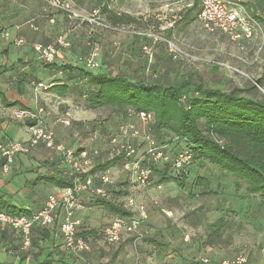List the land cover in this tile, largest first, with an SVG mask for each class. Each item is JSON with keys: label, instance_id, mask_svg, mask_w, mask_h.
I'll return each mask as SVG.
<instances>
[{"label": "rangeland", "instance_id": "374dc122", "mask_svg": "<svg viewBox=\"0 0 264 264\" xmlns=\"http://www.w3.org/2000/svg\"><path fill=\"white\" fill-rule=\"evenodd\" d=\"M67 1L74 4L72 0ZM85 2L81 8L73 6L84 14H90L92 11L89 7L95 3V0ZM105 2L108 3L110 10L128 13L135 18V22L129 25L130 29L151 31L161 37L162 41L153 45L152 56L149 58L141 52L140 39L119 33L97 31L93 36L95 46L99 50L98 62L101 69H105L107 64H137L147 67V72L150 73L151 69L147 65L151 63L155 64V69L160 67L159 74L163 69L166 71L168 69L170 76L175 72L190 75L195 80L199 76L208 85L221 89L231 86L243 87L246 81L258 77L264 79V48L258 60L253 62L250 54L243 53L228 35L205 31L197 19L196 0L194 2L196 6L192 8L188 21L182 14L181 1L178 5H170L169 0H105ZM244 5L251 8L247 0L244 1ZM253 6L257 7L258 11H252V14L258 18L262 16L259 22L264 33V0H258L257 5ZM99 9L100 6L95 8V10ZM256 12H259L260 16H257ZM59 22L55 37L59 34L67 35L70 46L61 49V55L55 60L60 64H78L80 67H85L84 57L87 53L85 42L88 32L83 26L66 19H60ZM167 41L180 49L182 53L179 59L171 58L166 46ZM131 46H134L133 51L130 50ZM213 65L216 68H213ZM110 70L113 73L117 71L114 68ZM77 97L78 100L73 105L60 103L59 109L56 107L55 112L46 105L48 107L46 110L52 113L47 116L49 118L53 116L51 120L49 119V123L53 126L50 127L58 142L74 148H98L104 152L108 136L115 132L118 124L130 120L140 132V137L134 141L137 157L144 155L146 148L144 136L146 134L152 136L146 123L137 117H129L125 120L121 114L107 107L89 110L85 96L77 93ZM65 112H71V115L67 116L72 122L70 127L55 122L57 117L66 116ZM73 117L79 118L81 127H76L77 124L74 123L79 121H74ZM45 123L49 125L48 119ZM74 127L78 135L73 131ZM27 137V133H24L19 139L25 140ZM154 141L159 146L155 139ZM171 154V152L167 153V158L159 162L157 171L151 175L150 182L146 186H138L133 182L130 173L121 163L106 170L111 180L106 187L108 198L115 203H121L125 208L127 196H132L137 205L144 207L145 217L141 220L139 235L130 237V241H120L112 245L102 241L95 242L92 251L101 252V254L97 253L98 264H108L107 260L115 261L116 255L123 251L128 255L127 260L131 264H195L201 255L207 254L213 258L218 252L207 249L205 240L209 231L208 223L219 217L227 218L233 223L231 229H224L222 235L228 242L223 244L224 249L219 253L226 258L243 255L246 257L243 264H264V199L258 195L245 196L244 184L235 191V178L207 162L194 161L188 166L187 171L185 170L187 187L184 189L179 188L174 182L159 184L160 171L166 165L163 162L170 160ZM53 156L56 158L55 154L43 145L33 148L29 153L21 156L25 160L24 163L17 164L9 174L0 179L4 184H7L12 177L13 180L16 177L21 181L28 178L27 183L32 182L35 178L33 174H45L50 167L61 163L56 158V164L51 165L46 158ZM198 176L208 181L209 189L214 190L216 195H199L203 189L194 184ZM20 180L17 181L21 182ZM125 182L127 186L124 189L128 194L118 196L117 191ZM39 184L40 186L36 185L30 190L29 186L20 183V187L24 189L21 200L33 204L34 207H36L35 203L44 201L49 192L44 191L45 185ZM26 193L31 194L28 201H25L23 195ZM96 209H99L96 214H100V210H103L102 214L105 211L98 207ZM104 216L107 219L103 224H106L113 215L108 212ZM157 242L166 246H159ZM125 247L128 249L125 250ZM1 249L2 245L0 252ZM12 250L13 253L9 256L16 261L15 258L19 253H14L13 248Z\"/></svg>", "mask_w": 264, "mask_h": 264}, {"label": "trees", "instance_id": "16d2710c", "mask_svg": "<svg viewBox=\"0 0 264 264\" xmlns=\"http://www.w3.org/2000/svg\"><path fill=\"white\" fill-rule=\"evenodd\" d=\"M72 1L77 8L83 7L86 3V0ZM46 6L51 11L50 13L58 12L66 20L74 22L67 19L62 12L47 4ZM99 6V16L115 30L101 27L91 28L87 24H80L88 32L85 42L87 53L84 60L91 47L95 46L93 33L97 31L119 33L140 39L142 41L140 49L143 54H145L142 50L143 46H151L153 50V45L162 41L153 42L148 36L130 32L132 29L129 25L135 22V18L128 13L110 10L105 0H95L89 9L93 11ZM122 29L126 31H121ZM133 31L147 30L134 28ZM130 50L133 51L134 46H131ZM171 58H173L172 55ZM154 65L151 63L147 65L151 69L150 73L147 72V67L137 64H107L105 69H101L99 64L94 71L85 65V67H80L64 64L59 66V69L67 73L76 72L73 76L78 81L75 90L79 95L85 96L89 109L111 108L121 114L125 120L131 117L129 114L131 112L133 114L146 112L151 115V122L146 124L150 134L152 137L155 134L156 143L163 147L166 155L172 153V158L163 162L166 165L160 171L159 184L174 182L179 188L184 189L187 187L185 170L188 166L194 161L207 162L235 178V191H238L244 184L245 196L258 195L264 199V79L258 77L252 81H246L243 87L231 86L221 89L208 85L199 76L196 77L197 80L190 75L177 72L170 76L168 69L167 71L163 69L159 74L160 67L155 69ZM112 68L117 71L113 73L110 70ZM213 68L216 66L213 65ZM55 89L60 90V94L63 95L68 92L66 84L57 85ZM36 121L37 119L30 118L25 120V124L33 125ZM182 150L191 154V161L183 168L175 169L173 158ZM55 156L60 162L63 161L60 155L55 154ZM56 158L53 156L47 161L54 165ZM119 163L123 165L121 156L107 159L105 150L104 152L99 150L98 156L94 158L93 167L89 170V174L94 177V184H99L97 177L100 174L106 173V170ZM158 164L159 162L151 166L152 174L157 171ZM67 177H63L59 168L54 165L51 173L37 175L27 186L34 188L39 183H46L63 188L71 184L70 176ZM194 184L203 189L199 195H216L214 190L209 189L206 179L198 176ZM126 186L127 182L117 191L118 196L128 194L124 189ZM13 200L10 193L1 192L0 209L17 216L29 215L36 211L21 208ZM95 203L112 215L132 214L121 203H115L114 200L108 198V195L107 197L97 195ZM2 227L4 226H0ZM34 227L44 230L57 226ZM232 227L233 223L230 220L219 217L208 223L209 236L218 239L224 229ZM79 234L85 237L83 233ZM37 243L38 241L32 238L31 231L30 247L26 250L20 248L21 260L25 259L30 253V248ZM157 243L159 246H166L164 243ZM64 251L67 252L65 249ZM38 264H52V262L46 260Z\"/></svg>", "mask_w": 264, "mask_h": 264}, {"label": "built area", "instance_id": "2783aa9c", "mask_svg": "<svg viewBox=\"0 0 264 264\" xmlns=\"http://www.w3.org/2000/svg\"><path fill=\"white\" fill-rule=\"evenodd\" d=\"M52 8L62 12L67 19L76 22L78 25L87 24L89 27H101L109 30L115 28L108 25L99 16L98 10H93L90 14H84L77 10L67 0H42ZM198 11L197 19L205 31L214 33L219 32L228 35L236 42L239 49L250 54L252 61L258 60L264 48V33L259 20L252 14L251 10L244 5L245 0H197ZM182 6L187 9L194 8L195 0H181ZM32 30L38 27L34 22H29ZM91 30V29H90ZM121 31H126L122 29ZM152 38L153 42L161 40L151 31H133ZM8 38V34L4 33ZM17 45L24 43L23 38L15 40ZM32 50L44 63H52L59 55L60 50L70 46L67 35L59 34L52 43L43 44L31 42ZM173 59L181 56V51L175 44L167 41L166 44ZM146 56L151 58L152 47L145 45L142 47ZM99 50L97 46H92L84 60L85 66L90 70L98 68ZM33 88L39 91H46L48 84L43 82L33 83ZM40 111H43L40 109ZM131 118L137 117L144 123L151 121V115L146 112L137 114L129 113ZM33 125L28 126L29 138L26 141L2 140L0 141V171L2 174H9L11 166L18 155L29 153L38 145H43L54 154L60 155L65 163L71 184L51 192L40 209L29 215H12L0 209V226H4L20 237V248L26 250L31 245V231L34 226L58 227L60 231L63 247L67 252L75 255L89 253L92 251L91 242L80 235L77 231L78 222L75 219V211L81 207L77 195L85 191L107 197L106 185L111 182L106 173L97 177L98 185L94 184V177L89 174L93 167L94 158L98 156V148H79L73 149L65 146L55 139L54 132L48 128L41 118L37 117ZM63 123L70 125V120L65 119ZM140 137L139 129L132 121L122 122L117 125L114 133L108 136L105 158L112 159L121 156L123 158V168L130 173V179L138 186H146L150 182L152 175L151 166L167 158L162 146H157L154 139L149 134L144 136L146 148L142 157H137L134 141ZM191 161V154L182 150L173 158L175 169L183 168ZM125 208L132 214L127 216L114 215L110 221L104 225L100 231V238L106 244H116L125 237L139 235V228L142 218L145 217L144 207L137 205L132 196H127ZM246 257L238 255L233 258H223L213 261L208 255H201L195 264H243Z\"/></svg>", "mask_w": 264, "mask_h": 264}, {"label": "crops", "instance_id": "0c3cea01", "mask_svg": "<svg viewBox=\"0 0 264 264\" xmlns=\"http://www.w3.org/2000/svg\"><path fill=\"white\" fill-rule=\"evenodd\" d=\"M169 1L170 5H178L181 0ZM247 1L250 3L251 12L255 10L258 11L257 7L253 6L254 4L257 5L258 0ZM196 2L197 15L198 1L196 0ZM182 9V14L188 21L191 17L192 9H187L184 7ZM47 11L50 10H48V7L42 0H0V141L7 139L20 140L19 138H21L24 133H27L28 137L27 139L20 141L28 140V125L25 124V120L30 118L38 119L37 117H39L46 125L45 122L47 119L49 123V119L53 118V116L50 118L47 116L52 114L46 110L47 106L52 108L53 110H51L55 112L56 107L59 109L60 103L66 102L68 105H73L78 100L77 92L75 90L78 81L76 78H73L76 72L74 71L67 73L63 70H60L59 66L64 64H60L56 60H54L52 63H44L38 58L37 54L30 46L31 42L37 41L43 44H48L51 43L54 38H56L55 33L58 32L57 27L60 24L59 20L65 18L58 12L49 15V12ZM188 11H190V13H188ZM256 15L260 16L259 12H256ZM256 18L258 19V17ZM260 18H262V16H260ZM260 18L258 19L259 21ZM30 21L35 23V25L38 27L37 30H32L30 28ZM4 33L8 34V38L4 36ZM17 38H23L24 43L17 45L15 43ZM60 55L61 54L59 53L58 57ZM69 65L78 66V64ZM36 82L48 84V90H35L33 88V83ZM61 84H66L68 86V92L64 95L60 94V90L55 89V86ZM40 109L43 111H40ZM65 113L66 116L64 115L62 118L57 117L55 122H59L66 127H70L72 122L67 116H70L71 112ZM65 119L70 120V125L63 123V120ZM72 119H74V121H79L74 123L77 124L76 127H81L82 124L79 118L73 117ZM50 126L52 125L49 123L47 127L52 130ZM74 129L75 127L73 128V131L78 135V131ZM38 147L39 146L35 148ZM67 147H71L75 150L79 149L72 146ZM18 156L20 157L15 158L10 171H12L13 168L17 166V164L24 163L25 160L21 157L23 155ZM50 158L51 157L46 158V160H50ZM57 167L59 168L63 177H69V175H67V167L63 161H61L60 164H57ZM52 169L53 166L50 167L45 172V174L51 173ZM33 175L36 177L38 174ZM2 176H4V174H2L0 171V177ZM27 179L21 181L20 179L14 177L13 180L12 177L7 184H4V182H2L0 179V193L3 191L10 193V195H12V200L14 199L13 202L21 208L37 210L43 204L42 200L35 203L36 207H34V205L29 202H24L21 200L22 191L24 189L23 187H20V183L23 185H28L29 182L27 183ZM17 180H20L21 182ZM43 185H45L44 191H48L49 193L56 192L61 189L60 187L46 183ZM37 186H40V184ZM107 186L108 185L105 187ZM32 189L33 188H30V190ZM23 195L25 197V201L30 199V193ZM77 198L81 205V207L75 211V219L78 222V233H83L85 238L88 239L92 245L95 244V242H104L100 236H98V231L108 223L107 222L106 224H103L105 223L103 221L107 219V217L104 215L108 213V211L104 209L105 211L103 214V210H100V214H96L99 211V209H96L97 207L101 209L103 208L96 205L95 200L97 195L91 191L82 192L77 195ZM223 232L224 230L222 231L220 238L214 239L209 236L210 231H208L205 240V247L218 252L213 258L208 255L213 261H219L220 259L226 258L219 253V251L224 249L223 244L228 242L226 238H223ZM130 237L134 236L125 237L123 240H121V242L129 240ZM32 238L36 239L38 243L32 246L30 248V253L26 255L24 260H21L22 254L20 251V239L18 234L12 232L6 227L0 228V245H2L0 252V257L2 256V260L0 261V264H13V262H15L14 264H38L46 260H50L52 264L99 263L97 253L99 252L101 254L100 251L97 252L94 250L89 253H83L79 255H73L71 253L65 252L58 227H49L45 228L44 230H41L38 227H33ZM12 248L15 250L14 253H19L20 255V257L19 255L16 256V261H13V257L9 256L11 253H13ZM127 249L128 247H125V250ZM127 257L128 255L125 253V251H123L116 255L115 261L107 260V262L108 264H131L127 260Z\"/></svg>", "mask_w": 264, "mask_h": 264}]
</instances>
